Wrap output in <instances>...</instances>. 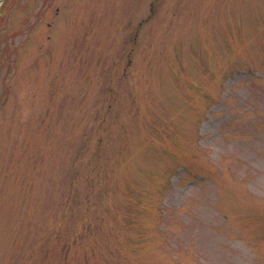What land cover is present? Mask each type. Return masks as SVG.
Masks as SVG:
<instances>
[{"label": "rangeland", "instance_id": "1", "mask_svg": "<svg viewBox=\"0 0 264 264\" xmlns=\"http://www.w3.org/2000/svg\"><path fill=\"white\" fill-rule=\"evenodd\" d=\"M0 264H264V0H3Z\"/></svg>", "mask_w": 264, "mask_h": 264}]
</instances>
